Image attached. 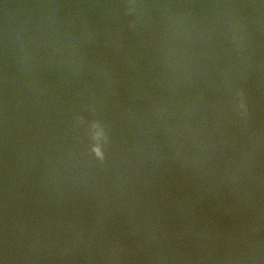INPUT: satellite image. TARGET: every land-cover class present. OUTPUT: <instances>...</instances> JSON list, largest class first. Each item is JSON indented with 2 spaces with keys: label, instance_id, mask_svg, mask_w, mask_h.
<instances>
[{
  "label": "water",
  "instance_id": "water-1",
  "mask_svg": "<svg viewBox=\"0 0 264 264\" xmlns=\"http://www.w3.org/2000/svg\"><path fill=\"white\" fill-rule=\"evenodd\" d=\"M0 264H264V0H0Z\"/></svg>",
  "mask_w": 264,
  "mask_h": 264
}]
</instances>
